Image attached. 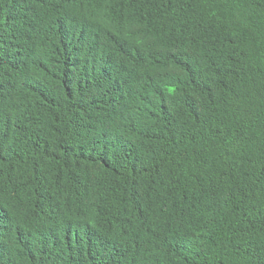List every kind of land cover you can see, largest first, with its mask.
Masks as SVG:
<instances>
[{"label":"trees","instance_id":"obj_1","mask_svg":"<svg viewBox=\"0 0 264 264\" xmlns=\"http://www.w3.org/2000/svg\"><path fill=\"white\" fill-rule=\"evenodd\" d=\"M0 264H264V0H0Z\"/></svg>","mask_w":264,"mask_h":264}]
</instances>
